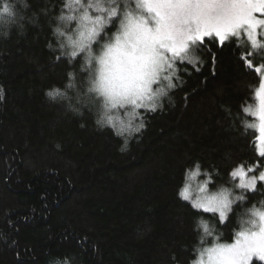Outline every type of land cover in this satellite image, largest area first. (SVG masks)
Here are the masks:
<instances>
[{
  "label": "trees",
  "instance_id": "trees-1",
  "mask_svg": "<svg viewBox=\"0 0 264 264\" xmlns=\"http://www.w3.org/2000/svg\"><path fill=\"white\" fill-rule=\"evenodd\" d=\"M28 4L24 29L0 39V264H188L193 219L203 213L176 196L185 169L199 161L216 192L231 185L237 164L264 167L246 111L261 83L247 66L256 55L231 37L197 43L195 66L176 58L174 104L147 113L142 138L121 153V139L96 130L90 113L82 129L63 102L44 98L45 88L78 71L80 58L70 64L61 55L51 28L76 32L78 20L55 17L77 11L66 0ZM244 193L250 203L264 200V184ZM233 227L223 228L231 242Z\"/></svg>",
  "mask_w": 264,
  "mask_h": 264
},
{
  "label": "clouds",
  "instance_id": "clouds-1",
  "mask_svg": "<svg viewBox=\"0 0 264 264\" xmlns=\"http://www.w3.org/2000/svg\"><path fill=\"white\" fill-rule=\"evenodd\" d=\"M66 4L77 15H57L56 21L75 19L79 26L66 35L59 23L51 25L53 38L60 41L61 55L71 57L70 64L79 57L80 65L77 72L66 73L63 86L54 83L45 88L44 98L53 104L63 102L66 111L80 120L82 129L90 113L93 127L101 132L111 130L122 141L117 151L126 153L133 138H142L147 130L146 114L163 111L166 102H175L170 93L176 84L170 77L176 76V56L156 42L157 27L179 29L185 9L175 3L163 5L162 0H66ZM28 7V0H0V39H8L13 26L24 29L26 18L20 9ZM47 46L54 47L51 43ZM181 59L195 66L200 61L196 44H190ZM4 95L0 87V101ZM199 174V161L194 171L185 169L186 177ZM243 175V171H230L229 179L241 177L239 182L217 185L219 194L203 201L191 199L186 184L177 187V198L203 213L193 219L196 238L188 264H248L249 256H260L259 250L264 249V200L249 202L248 194L240 190L255 192L256 177L245 182ZM206 183L214 181L209 177ZM230 221L235 225L230 230L235 243L226 240L223 231ZM252 242L258 250L249 255L245 249ZM257 260L264 264V259Z\"/></svg>",
  "mask_w": 264,
  "mask_h": 264
},
{
  "label": "snow or ice",
  "instance_id": "snow-or-ice-1",
  "mask_svg": "<svg viewBox=\"0 0 264 264\" xmlns=\"http://www.w3.org/2000/svg\"><path fill=\"white\" fill-rule=\"evenodd\" d=\"M173 3L185 9L181 27L171 30L166 25L163 28L158 25L156 38V42L173 56H180L190 44L203 42L207 37L215 36L223 44L230 36H238L241 30L247 34L254 49L262 47L258 44L257 33L264 27V18H258L257 14L264 17V0H162L163 5ZM247 66L258 74L264 73V65H256L252 60H247ZM256 97L259 100L260 154L264 156V76L256 89ZM260 178L264 179V173ZM245 250L250 255L258 249L252 242ZM259 251L261 259H264V249Z\"/></svg>",
  "mask_w": 264,
  "mask_h": 264
},
{
  "label": "rangeland",
  "instance_id": "rangeland-1",
  "mask_svg": "<svg viewBox=\"0 0 264 264\" xmlns=\"http://www.w3.org/2000/svg\"><path fill=\"white\" fill-rule=\"evenodd\" d=\"M257 16H258V18H264V17H261L259 14H257ZM231 37L242 40L243 42H245V44L248 45V47L250 48L251 56L256 55V57L252 60L254 64L264 65V27L260 28L258 30V33H257L258 44L261 45L262 47H258V48L254 49L251 46V42L249 41L247 34L243 30L240 31V34L238 36H230L229 38H231ZM207 38H216V37L212 36V37H207ZM207 38H205V39H207ZM197 43H199V42H197ZM182 55H184V53H182L180 56H182ZM180 56H176V58H178ZM175 63H176V60H175ZM175 63H174V67H175ZM174 70H175V68H174ZM260 76L261 77L264 76V73H261ZM247 112L250 113L254 118V121H252L249 124V127L257 132V142H256L257 152L261 157L264 158V156H262L260 154V146H259V135L260 134L258 131V126H259L260 121L258 119L259 100L257 99V97H256L255 106L253 108L249 109V111H247ZM253 126H255V127H253ZM258 169H259V166L256 165V166H252L249 168L243 167L242 169L237 170V171H243L244 175L242 178L245 182L249 181L252 177H256L255 190H257L259 184H264V179L260 178V173L264 172V167L262 168L261 171H258ZM190 179L193 180V183H191ZM240 179H241V177L232 178L231 185L234 186L236 183L239 182ZM207 180L208 179L203 178V173L201 171H200V174L198 176H196L195 178L186 177L185 184L188 186L189 196L191 199H200L203 201L204 198H211L212 196L219 194V191L211 192V190H210L211 183H206ZM189 186H191V187H189ZM202 186L204 187L203 192L200 191V188ZM240 191L244 193V192L250 191V190L247 188H244V189H241ZM250 192H252V191H250ZM232 243H235V240H233ZM257 259H261V257L258 256ZM257 259L255 257L252 258V256H249L248 257V264H252L254 261L262 263L261 261H259Z\"/></svg>",
  "mask_w": 264,
  "mask_h": 264
}]
</instances>
